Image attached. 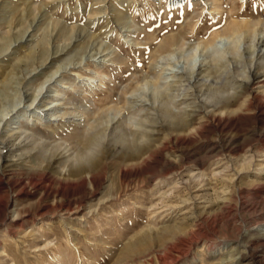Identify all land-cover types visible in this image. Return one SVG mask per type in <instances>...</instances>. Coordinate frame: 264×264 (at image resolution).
Segmentation results:
<instances>
[{
    "label": "rangeland",
    "instance_id": "rangeland-1",
    "mask_svg": "<svg viewBox=\"0 0 264 264\" xmlns=\"http://www.w3.org/2000/svg\"><path fill=\"white\" fill-rule=\"evenodd\" d=\"M94 6L100 7L102 13L93 12ZM82 7L93 13L81 16ZM111 14L116 15L112 17ZM37 25L42 26L39 29L42 31ZM71 25H75L73 44L52 53L55 57L48 62L52 66L50 70L58 64L62 69L66 65L72 67L74 63L85 67L83 61H79L80 57L91 54L86 63L91 72H80L91 76L94 72L100 73L96 79L100 80L97 84L101 87L95 85L93 90L98 93L93 95L92 88H87L82 82L71 85L74 81L70 83L65 78L64 94L56 100H46V105L41 107L48 109L57 104L60 110L65 107L73 109L78 113L70 117L81 121L94 113L99 105L105 106L101 112L95 113L92 121H98L100 128L110 116L108 109L111 110L115 134L122 126L127 139L124 144L106 139L100 148L91 152L92 157L86 164L91 170L86 173L84 183L69 173L70 169L78 167L81 156L87 151L84 150L87 143L79 123V127L77 124L61 127L60 116L57 121L36 119L35 122V118L31 121L25 117L29 111L19 116V121L15 118L20 111L18 109L32 98L19 103L14 92V80H21V89L38 81L34 79L27 83L30 74L36 70L26 73L24 67H40L37 58L32 61L30 49L42 36H50L55 45L63 44ZM237 25L241 29L264 28V0H0V95H3L0 96V117L5 111L6 119L14 116L6 127L7 133L18 131L16 138L10 140L12 143L9 141L6 145L13 151L12 156L5 161L0 159V264H264V86L253 83L249 92L241 91L230 96L232 105L229 108L234 112L228 114L229 117L221 110L214 114L205 113L204 105L200 106L199 113L192 115L195 119L190 117L189 120L186 115L176 117L174 123L185 125L179 131L155 126L152 118L157 115L155 120H160L159 113L154 114L146 105L142 109L143 101L135 91L137 85L144 81L142 79L152 75L150 65L154 59L175 47L171 44L173 39L185 44H207L215 38L231 39L232 28ZM26 27L31 34L25 39L21 36ZM34 31L36 34L32 37ZM247 34L244 45L249 51L253 40L251 34ZM11 40L13 42L9 44ZM96 54L98 64L91 61ZM248 54L244 51V57L240 59L238 55L228 53L222 60H228V63L224 65L221 61L215 66L217 71L213 65L209 69L211 73L200 81L204 82L206 78L220 89L223 87L220 83L224 82L222 89L230 92L239 90L243 70L250 63ZM256 61L257 67L263 70L264 53ZM191 90L197 93L194 87ZM256 90L258 92L255 93ZM11 93L14 98H11ZM190 96L193 95L182 97L188 102ZM162 97V100L168 99L166 93ZM77 102H82L80 107ZM112 104L121 106L117 108ZM176 105L170 108H176ZM118 116L120 123H116L120 119ZM124 116L128 117L127 120L123 119ZM128 134L130 137L127 138ZM144 144L150 148L148 158L141 156L140 161L131 159L135 151L145 148ZM33 145L35 147L31 148ZM27 148L24 160L20 161L18 153ZM38 148H41L40 152ZM41 154L60 157L46 162ZM42 168L55 175L53 182L39 178ZM59 176L67 178H61L59 183L56 179ZM12 197H16L19 211L18 217L13 218L5 207L6 199ZM67 203L70 207L74 204L75 207L83 206V209L74 216L64 210Z\"/></svg>",
    "mask_w": 264,
    "mask_h": 264
},
{
    "label": "bare ground",
    "instance_id": "bare-ground-1",
    "mask_svg": "<svg viewBox=\"0 0 264 264\" xmlns=\"http://www.w3.org/2000/svg\"><path fill=\"white\" fill-rule=\"evenodd\" d=\"M191 1V0H190ZM206 1V0H205ZM13 2V1H12ZM29 2V1H28ZM118 2V1H117ZM193 2V1H192ZM217 2V0H216ZM73 3V2H72ZM88 3V2H87ZM97 3V2H96ZM103 3V2H102ZM112 3V2H111ZM120 3V2H119ZM118 3V4H119ZM200 3V2H199ZM212 3V2H211ZM13 4V3H11ZM9 4V5H11ZM15 4V2H14ZM25 4V3H23ZM30 4V3H29ZM58 4V3H57ZM68 4V3H67ZM99 4V3H98ZM104 4V3H103ZM215 4V3H214ZM16 5V4H15ZM28 5V4H27ZM36 5V4H35ZM42 5V4H40ZM65 5V4H64ZM84 5V4H83ZM89 5V3H88ZM101 5V3H100ZM99 5V6H100ZM114 5V4H113ZM193 5V4H191ZM201 5V4H200ZM227 6V5H226ZM18 7V6H17ZM16 7V8H17ZM44 7V6H43ZM66 8V6H64ZM69 7V6H68ZM75 7V5H74ZM72 7V8H74ZM84 7V6H83ZM82 7V8H83ZM109 7V6H108ZM111 7V6H110ZM115 7V6H114ZM123 7V6H122ZM192 7V6H191ZM190 7V8H191ZM41 8V7H40ZM45 8V7H44ZM64 8V9H65ZM70 8V7H69ZM77 8V7H76ZM89 8V6H88ZM88 8H83L82 10V15L83 17H85V13H87V16L91 15V13L93 12H101L100 10V7H93L94 11L92 12L91 10H89ZM208 8V7H207ZM217 8V7H215ZM225 8V6H224ZM104 9V8H103ZM112 10V8H110ZM2 10V9H1ZM70 10V9H69ZM117 10V9H116ZM122 10V9H121ZM183 10V9H182ZM201 10V9H200ZM207 10V9H206ZM213 10V9H212ZM41 11V10H40ZM76 11V10H75ZM104 11V10H103ZM13 12V10H12ZM24 12V10H23ZM114 12V10H113ZM129 12V11H128ZM159 12V11H158ZM213 12V11H212ZM5 13V12H4ZM25 13V12H24ZM34 13V12H33ZM76 13V12H75ZM80 13V12H79ZM102 13V12H101ZM100 13V14H101ZM122 13V12H121ZM36 14V13H35ZM38 14V13H37ZM73 14V13H72ZM78 14V13H77ZM89 14V15H88ZM99 14V15H100ZM12 15V13H11ZM48 16V14H46ZM112 15V14H111ZM113 15H116V14H113ZM112 15V17H113ZM22 16V15H21ZM37 16V15H36ZM34 16V17H36ZM46 16V17H47ZM80 16V15H79ZM94 16V14H93ZM106 16V15H105ZM41 17V16H40ZM49 17V16H48ZM92 17V16H91ZM103 17V16H102ZM124 17V16H123ZM25 18V17H24ZM23 18V19H24ZM74 18V17H72ZM119 18V17H118ZM116 18V19H118ZM185 18V16H184ZM3 19V18H2ZM52 19V18H51ZM50 19V21H51ZM81 19V18H80ZM83 19V18H82ZM89 19V17L87 18ZM86 19V20H87ZM115 19V20H116ZM122 19V18H121ZM125 19V18H123ZM210 19V18H209ZM5 20V19H4ZM7 20V19H6ZM5 20V22H6ZM11 20V18L9 19ZM44 20V19H42ZM41 20V21H42ZM62 20V18H61ZM60 20V21H61ZM84 20V21H86ZM112 20V18H111ZM114 20V19H113ZM227 20V19H226ZM239 20V19H238ZM2 21V20H1ZM28 21V20H27ZM30 21V19H29ZM35 21V18L34 20ZM31 21V22H33ZM46 21V20H44ZM88 21V20H87ZM119 21V20H118ZM123 21V20H122ZM9 22V21H8ZM62 22V21H61ZM64 22V21H63ZM62 22V23H63ZM79 22V21H78ZM125 22V21H123ZM122 22V23H123ZM3 23V22H1ZM37 23V22H36ZM41 23V22H40ZM50 24V22H48ZM55 24V22H53ZM52 23V24H53ZM76 23V22H75ZM84 23V22H83ZM91 23V22H90ZM121 23V22H120ZM127 23V22H126ZM237 23V22H236ZM235 23V24H236ZM6 24V23H4ZM9 24H12V23H9ZM50 24V25H52ZM66 24V23H65ZM74 24V23H73ZM86 24V23H84ZM125 24V23H124ZM228 24V23H227ZM242 24V23H241ZM70 25V24H69ZM68 25V26H69ZM91 25V24H90ZM135 25V24H134ZM10 26V25H9ZM33 26V25H32ZM38 26V25H37ZM40 26V27H39ZM38 26V30L40 28H42L41 25ZM48 26V25H47ZM67 26V25H66ZM75 25H71V27L69 28L70 29V32L68 35H64L65 36V39L66 41L64 42V40H62L64 43L61 44V45H55L53 42H52V39H50V36H48L49 38H42L40 40H38L34 46L30 49V52L32 51V61L34 59H38L39 62H40V67L38 68V66H35L33 65L31 68H28V66L24 67L25 68V71L26 73H31V71L33 70H36L35 72H33V74H30L31 78L30 79H26L27 80V83H31L34 79H38V81L34 84V82L32 84H30L29 86H26L25 89H21L19 87V84L21 82L20 79H17V80H14V82H16L15 86L13 85V87H15V94L18 96L17 98H19V103L22 102V101H27L29 100L30 98L31 101L27 104H24V107L22 109H18L20 110L18 114L15 115V118H16V121L21 118L19 116H24V113H26L27 111H29L28 115H26L25 117L28 119V120H31L32 121V118H35V122L37 121H52L54 119H56L57 121V118L58 116L62 117V119L60 120L61 121V124L60 126L61 127H68L70 124H77L79 123V125H81V131L83 133V138H85V142L87 143L86 145V148H84V150H87L85 151V153L81 156V162L80 164L78 163V167L76 168H72L69 170V173L71 175H73L74 177L76 178H80L83 183L85 182V177L88 175H86V173H88L91 168L88 167L86 164L88 163L87 159H89V157L92 155V151L94 150H97L98 148L101 147V145H103L102 143L105 142L106 139H109V140H117V141H120L121 143L120 144H124L127 142V139L126 137L123 135L124 133V128L121 126L119 127L120 128V132L118 134H115L117 133L116 130H114L115 126L112 125V118L114 115H111L109 109H108V112H109V115L105 121V124H103L100 128H99V122L98 121H95L93 122L92 121V118H94V115L95 113H99L101 112L105 106H102V105H99L97 108H96V111L94 113H92L91 115H86L85 118H83L81 121L78 119L76 121L75 120V117H70V115H74L76 114L75 111H73V109H69L67 107H65L64 109H61L60 110V107L59 105L57 104H54L50 107H48V109H45V108H42L43 105H46L45 104V101L50 99V100H56V98H58L60 95H63V81L65 80V78H68L67 80L70 81V83H72V80L74 81L73 84L71 85H78L80 84L81 82L83 84H85L87 86V88H92V94H97L98 92H96L94 89L95 85H100V84H97V81L99 82L100 80L96 79V77L100 76V73L98 72H94L95 74L94 75H88L89 70H91L90 68L86 67V63L88 62V57L91 56V54L88 56L87 53L86 54H83L81 57H80V62L83 61V64L85 65V67L83 65H76L75 66V63H74V66L72 67H69L68 65L64 66V69H62V66L60 64H58L56 66V68L54 70H50V68H52V66L50 64H48L49 61L52 62V58H54L55 56H52V53H57V51H60L62 49H65V47L69 46L71 43L73 44V41L72 40V37L76 36L73 34V30L75 29L74 28ZM124 26V25H123ZM181 26V25H180ZM243 26V25H242ZM1 27V26H0ZM3 27V26H2ZM35 27V26H34ZM51 27V26H50ZM55 27V26H53ZM137 27V26H136ZM240 25H237L235 27L232 28V31H233V34L231 36V39H226L225 38H218V39H214L213 41L209 40V42L206 43H203V42H198L196 44H191V42L189 44H185L184 42L180 43V40L178 39H173L171 44H173V46L175 45L174 48L172 49H169L168 51H166L164 54H161L159 55L158 57H156L154 59V61L151 63L150 65V70H152V75L149 76V77H146V79H142L144 77H141L142 81L143 82H140L137 87L135 88V91H136V95L140 97V100H142L143 102H141L142 104V109H143V106L146 105L149 109H152L153 110V113L155 114L156 112L159 113L158 114V117H161L160 120H155V118H157V115L154 116L152 119L154 120V125L156 126H159V127H163V126H166L167 129L171 130V131H179V130H182L185 128V125L183 124H180V123H174V119L176 117H179L182 116L184 117V115H186L188 117V119L191 117L192 119H195L192 117V115L194 116V114H196L197 112L199 113L200 111V106L204 105L205 107V110L204 112L205 113H209V112H212V114L216 113L217 111L221 110L222 112L226 113L225 115L229 117V115L233 112L234 110H231L229 108L230 105H232V102L230 101V96H233L235 94H238V93H241V91H248L250 90L251 86H253L252 84L253 83H257L258 85L257 86H264V69L260 70L258 67H257V61L256 59L260 58V56L263 55L264 53V47L260 48L261 45L264 44V28H259L257 26L255 27H252V28H249L247 27L246 29H241L239 28ZM264 27V26H262ZM29 27H26L22 33V36L23 38H25L27 35H30L31 32L30 30L28 29ZM43 28H45L43 26ZM139 28V27H138ZM2 29V28H1ZM4 29V28H3ZM6 29V28H5ZM10 30V28H8ZM46 29V28H45ZM48 30H50L49 28H47ZM101 29V28H100ZM103 29V28H102ZM101 29V30H102ZM8 30V31H9ZM36 30V29H35ZM37 30V31H38ZM53 30V29H52ZM108 30V29H107ZM106 30V32H107ZM133 30V28H132ZM153 30V29H152ZM227 30V29H226ZM225 30V31H226ZM15 31V30H14ZM39 31H42V30H39ZM44 31V30H43ZM47 31V30H46ZM135 31V28L134 30ZM35 32V31H34ZM49 31H47L46 34H48ZM66 32V31H65ZM100 32V31H99ZM105 32V31H104ZM4 33H6L4 31ZM40 33V32H39ZM251 34V37H252V46H251V49L248 51V46L244 45L245 42V35L246 34ZM1 34V33H0ZM36 34L33 33V36L32 37H35L34 35ZM43 34V33H42ZM127 34V33H126ZM134 34V33H133ZM136 34V33H135ZM177 34V33H175ZM179 34V33H178ZM177 34V35H178ZM181 34V33H180ZM179 34V35H180ZM247 34V35H248ZM74 35V36H73ZM218 36V35H217ZM223 36V35H222ZM41 37V36H40ZM162 37V36H161ZM202 37V36H201ZM216 37V36H215ZM219 37V36H218ZM249 37V36H248ZM247 37V39H248ZM249 37V39L251 38ZM26 39V38H25ZM24 39V40H25ZM31 39V38H29ZM38 39V38H37ZM208 39V38H207ZM77 40V39H76ZM160 40V39H159ZM251 40V39H250ZM184 41V39H183ZM13 41L11 40L9 44H11ZM31 42V41H30ZM40 42V43H39ZM152 42V41H151ZM248 42V41H247ZM246 42V44H247ZM98 43V42H97ZM108 43V42H107ZM188 43V42H187ZM195 43V42H194ZM16 44V43H15ZM71 44V45H72ZM109 44V43H108ZM40 45V46H39ZM9 46V45H8ZM14 46V45H13ZM35 46H38L39 48L36 49ZM100 46L99 45V49H100ZM172 46V45H171ZM2 47V45L0 46ZM98 47V45H97ZM111 47V46H110ZM4 49V48H3ZM11 49V48H10ZM104 49V48H103ZM106 50H109V49H105ZM69 51V49H68ZM96 51V50H94ZM244 51H247V53L249 52V56L250 57V63H248L249 65L246 66L247 68L243 70V77H241V84L239 85V90H236L235 87H232L233 89H235L236 91H227L225 89H222L224 87V82L223 84L220 83V86L223 85V87L220 89L218 88L216 85H213L212 82H209L206 78L203 82L200 81V79H202L203 77H206L208 76V73L210 72L209 69H211V67L214 65V67L216 65H218L222 60L226 59V55L229 53L230 55H238L240 57V59H242V57H244ZM261 51V52H260ZM263 51V52H262ZM107 52V51H106ZM111 52V51H110ZM37 53V54H36ZM108 53V52H107ZM113 53V52H111ZM110 53V54H111ZM153 53V52H152ZM246 53V52H245ZM24 54V53H23ZM28 54H26L27 56ZM148 55V54H147ZM75 56V55H74ZM93 56V55H92ZM96 57L93 59H91L92 63L94 62L95 64H98V60H96L97 58V54L95 55ZM246 56V55H245ZM72 57V56H71ZM107 57V56H105ZM154 57V56H152ZM228 57V56H227ZM247 57V56H246ZM92 58V57H91ZM102 58V57H101ZM104 58V56H103ZM263 58V57H262ZM58 59V58H57ZM230 59H232L230 57ZM246 59V58H245ZM249 59V58H248ZM78 60V59H77ZM90 60V59H89ZM103 60V59H102ZM114 60V59H113ZM146 60V59H145ZM234 60V58H233ZM70 61H73L72 59ZM148 61V60H147ZM228 60H225V61H222L223 63H225L224 65H226V62ZM232 61V60H231ZM243 61V60H242ZM37 61H35L36 63ZM115 62V61H113ZM112 62V63H113ZM235 62V60H234ZM233 62V63H234ZM241 62V60H240ZM246 62V61H245ZM249 62V61H248ZM34 63V62H33ZM31 63V65L33 64ZM60 63V62H59ZM70 62H68L69 64ZM78 63V61H77ZM237 63V62H236ZM235 63V64H236ZM230 64V63H229ZM228 64V65H229ZM239 64V63H238ZM242 64V63H241ZM29 64V66H31ZM106 65V64H105ZM147 65V64H145ZM68 66V68H67ZM97 66V65H96ZM94 66V67H96ZM221 66H223V64L221 63ZM102 68V67H101ZM106 68V67H105ZM217 67H215L216 69ZM226 68V67H224ZM238 68V67H237ZM48 69V70H47ZM108 69V68H107ZM236 69V68H235ZM81 70H84L86 72H88L87 74H82L80 71ZM98 70V69H97ZM149 70V71H150ZM214 70V69H213ZM226 71V69H224ZM233 71H235L234 69H232ZM83 71V72H84ZM102 71V70H101ZM106 71V70H105ZM212 71V70H211ZM215 71V70H214ZM217 71V69H216ZM228 71V69H227ZM226 71V72H227ZM229 72V71H228ZM58 73V74H57ZM68 73V74H66ZM144 73V72H143ZM211 73V72H210ZM57 74V75H56ZM91 74V73H90ZM106 74V73H105ZM134 74V73H133ZM241 74V73H240ZM17 75V74H16ZM67 75V76H65ZM101 75H104V73L102 72ZM131 75V73H130ZM214 75V73H213ZM13 76V75H12ZM15 76V75H14ZM25 76V75H24ZM72 76V77H71ZM108 76V75H107ZM138 76V78L140 77L139 75H136V77ZM148 76V74H147ZM221 76V75H220ZM226 75H224L225 77ZM214 77L216 78V76L214 75ZM224 77H220V78H224ZM240 77V76H239ZM238 77V78H239ZM103 78V77H101ZM212 78V77H210ZM228 78V77H227ZM234 78V77H232ZM10 79V78H9ZM109 79V78H108ZM137 79V78H136ZM230 79V78H229ZM86 80V81H85ZM104 80V79H102ZM230 80H233V79H230ZM13 80H11L12 82ZM36 81V80H35ZM85 81V82H84ZM13 82V83H14ZM104 82V81H103ZM102 82V83H103ZM111 82V81H110ZM109 82V83H110ZM235 82V81H234ZM24 83V82H23ZM232 83V82H231ZM237 83V82H236ZM9 84V82H8ZM12 84V83H11ZM9 84V85H11ZM27 84V85H28ZM226 84V83H225ZM229 84V82H228ZM7 85V84H6ZM8 85V86H9ZM25 85V84H24ZM23 85V86H24ZM32 85V86H31ZM70 84H68L67 86H70ZM111 85V84H110ZM120 85V84H119ZM219 86V84H217ZM232 85V84H231ZM34 86V87H33ZM66 86V85H65ZM105 86V85H104ZM122 86V85H121ZM125 86V85H124ZM12 87V86H11ZM75 87V86H74ZM98 87V86H96ZM101 87V85H100ZM109 87V86H107ZM118 87V86H117ZM194 87L195 90L197 91V93L193 92L191 90V88ZM10 88V87H9ZM9 88H6L9 90ZM68 88V87H67ZM77 88V87H76ZM82 88V87H81ZM121 88V87H120ZM228 88V86H227ZM5 89V90H6ZM74 89V88H73ZM104 90V87L102 88ZM101 89V90H102ZM115 89V88H114ZM125 89V88H124ZM187 89H189L191 92H188ZM259 89V88H258ZM72 90V89H71ZM75 90V89H74ZM85 90V89H84ZM110 90V89H109ZM122 90H123V87H122ZM128 90V89H126ZM130 90V89H129ZM175 90H179V92H176ZM105 91V90H104ZM116 91V90H115ZM132 91V90H131ZM186 91V92H185ZM11 92V91H10ZM9 92V93H10ZM258 92L257 90L255 91V93ZM63 93V94H62ZM101 93V92H100ZM115 93V92H114ZM132 93V92H131ZM163 93H166V97H168L169 99V102H167V98H164L166 99L165 100H162L163 99ZM247 93V92H246ZM253 92V94H255ZM263 93V92H262ZM0 94H2L0 92ZM8 94V93H7ZM12 94V93H11ZM86 94V93H85ZM83 94V95H85ZM88 94V93H87ZM102 94V93H101ZM135 94V93H134ZM193 95L190 100L187 102H185L186 99H184L182 96H188V95ZM245 94V93H244ZM92 95V96H93ZM104 95V94H103ZM202 95V96H200ZM247 96L245 97H248L249 94H246ZM251 95V94H250ZM0 96H3V95H0ZM13 96V94H12ZM69 96V95H68ZM86 96V95H85ZM88 96V95H87ZM91 96V97H92ZM96 96V95H95ZM114 96V95H112ZM127 96V95H126ZM133 96V95H132ZM178 96H181L180 98ZM16 97V96H15ZM135 97V96H134ZM133 97V98H134ZM256 97V94L254 95V98ZM11 98H14L11 97ZM61 98V97H60ZM67 98V97H66ZM66 98H63V101L66 102L64 99ZM94 98V96H93ZM119 98V97H118ZM127 98V97H126ZM186 98V97H185ZM188 98V97H187ZM232 98V97H231ZM250 98V97H249ZM135 99V98H134ZM256 99V98H255ZM62 100V99H60ZM90 100V99H88ZM127 100H130V99H127ZM133 100V99H132ZM235 100V99H234ZM14 101V100H13ZM131 101V100H130ZM147 101V102H146ZM244 101V99H243ZM250 101V100H249ZM5 102V101H4ZM10 101H8L9 103ZM71 102V101H70ZM118 102V101H117ZM7 103V102H5ZM73 103V102H72ZM75 103V101H74ZM78 103V102H77ZM82 103V102H80ZM78 103V105L80 104ZM175 103L179 104L176 105ZM182 103H184L185 105H181ZM190 103V104H189ZM234 103V102H233ZM260 103V102H259ZM258 103V105H259ZM32 104H34L32 106ZM67 104V103H66ZM118 104V103H117ZM176 105V108L175 107H171L173 108V110L170 108L171 105ZM11 105V104H10ZM14 105V104H13ZM16 105V104H15ZM14 105V106H15ZM22 105V104H21ZM51 105V104H50ZM61 105V103H60ZM74 105V104H73ZM72 105V106H73ZM112 105H115V104H112ZM16 106H20V105H16ZM42 106V107H41ZM84 106V105H83ZM96 106V105H95ZM117 106V108L121 105H115ZM135 106V105H134ZM139 107V105H137ZM136 106V109H138ZM144 106V107H146ZM186 106L188 107V109L186 108ZM190 106L192 109H190ZM207 106L209 107V109H207ZM262 106V105H261ZM17 107V108H18ZM21 107V106H20ZM71 107V106H70ZM80 107V105H79ZM82 107V106H81ZM90 107V106H89ZM125 107V106H124ZM130 107V106H129ZM203 107V108H204ZM264 107V106H263ZM11 108V107H10ZM14 108V107H13ZM12 108V109H13ZM86 108V106H85ZM91 108V107H90ZM131 108V107H130ZM174 108L176 110H174ZM202 108V107H201ZM202 108V109H203ZM258 108V107H257ZM262 108V107H261ZM77 109V108H75ZM74 109V110H75ZM79 109V108H78ZM81 109V108H80ZM115 109V108H114ZM124 109V108H123ZM135 109V108H134ZM141 109V108H140ZM148 109V110H149ZM2 110V109H1ZM86 110V109H85ZM92 110V108H91ZM94 110V109H93ZM92 110V112H93ZM81 111V110H80ZM117 111V110H116ZM121 111V110H119ZM132 111V110H130ZM74 112V113H73ZM112 112V111H111ZM9 113V111H8ZM13 113V111H12ZM78 113V112H77ZM115 113V112H114ZM117 113V112H116ZM131 113V112H130ZM151 113V112H150ZM151 113V114H153ZM201 113V112H200ZM263 113V112H262ZM113 114V113H112ZM126 114V113H125ZM221 114V112H220ZM229 114V115H228ZM71 115V116H72ZM79 115V114H78ZM124 115V113H123ZM7 111H5L2 116L0 117V159L5 161V160H8L11 155V153L13 152L10 148H7V143L11 140V139H15L16 136H17V132L15 129L14 132H11V133H7V129L6 127L10 124V122H12V118H14V116L10 119H6L7 117ZM9 116V115H8ZM133 116V115H132ZM198 116V115H196ZM205 116V115H203ZM212 116V115H211ZM218 117H221L219 115H217ZM116 117V116H115ZM199 117V116H198ZM216 117V116H215ZM227 117V118H228ZM25 118V119H26ZM104 118V117H103ZM118 118H120V116H118ZM116 118V119H118ZM128 118V117H127ZM127 118H124L123 119H126ZM226 118V117H225ZM6 119V121H5ZM37 119V121H36ZM115 119V118H114ZM159 119V118H158ZM185 119V118H184ZM120 119H118V121L116 123H120ZM140 120V119H139ZM190 120V119H189ZM220 120V118H219ZM34 121V120H33ZM130 121V120H129ZM148 121V120H147ZM228 121V120H227ZM230 121V120H229ZM15 122V121H14ZM76 122V123H75ZM102 122V121H101ZM127 121H125L126 123ZM133 122V120H132ZM146 123V121H143ZM182 122V121H180ZM57 123V122H56ZM60 123V122H59ZM123 123V121H122ZM142 123V122H141ZM218 123V122H217ZM23 124V123H22ZM114 124V123H113ZM137 124V123H136ZM220 124V123H219ZM13 125V124H12ZM125 125V124H124ZM135 125V124H133ZM194 124H192V127H193ZM229 125V124H228ZM14 126V125H13ZM58 126V125H57ZM78 126V124H77ZM148 126V125H147ZM152 126V125H151ZM149 126V127H151ZM187 126V125H186ZM195 126V125H194ZM222 126V125H221ZM225 126V125H224ZM12 127V126H11ZM10 127V128H11ZM16 127V126H15ZM79 127V126H78ZM128 127V126H127ZM135 127V126H133ZM138 127H141V126H138ZM197 127V126H196ZM146 128V127H145ZM25 129V128H24ZM68 129V128H67ZM75 129V128H74ZM133 130V128H131ZM136 130V128H134ZM193 129V128H192ZM197 129V128H195ZM21 130V129H20ZM128 130V129H127ZM194 130V129H193ZM25 131V130H24ZM143 131V130H141ZM66 132V131H65ZM69 132V131H68ZM132 132V131H131ZM145 132V131H144ZM143 132V134H144ZM194 132V131H193ZM139 133H140V130H139ZM142 133V132H141ZM24 134V132H23ZM27 133L25 132V135ZM34 134V133H33ZM115 134V135H113ZM150 134V133H149ZM148 134V136H149ZM24 135V136H25ZM81 135V134H80ZM138 135V134H137ZM146 135V134H145ZM181 135V134H180ZM23 136V135H21ZM29 136V134H28ZM170 136V135H169ZM177 136V135H175ZM130 137L129 134L127 136V138ZM139 137V136H138ZM141 137H143L141 135ZM18 138V137H17ZM27 138V137H26ZM33 139V138H31ZM35 139V138H34ZM130 139V138H129ZM141 139H144V138H141ZM150 139V138H149ZM137 140V139H136ZM148 140V139H147ZM19 141V140H18ZM32 141V140H31ZM37 141V140H36ZM112 141V142H113ZM143 141V140H141ZM162 141V140H161ZM11 142V141H10ZM9 142V143H10ZM17 142V141H16ZM38 142V141H37ZM36 142V143H37ZM115 143H118L116 141H114ZM133 142V141H132ZM12 143V142H11ZM134 143V142H133ZM144 143V142H143ZM71 144V143H70ZM111 144V143H109ZM131 144V143H130ZM141 144V143H140ZM36 145V144H35ZM47 145V144H46ZM135 145V144H134ZM143 145V144H142ZM145 145V148H143V150H140V151H135L136 153L131 156V159H138L140 161V158L141 156H145L148 158V153H149V150L150 148L148 147V144H144ZM43 146V145H42ZM78 146V145H77ZM120 146V145H119ZM24 147V146H23ZM35 146L33 145L31 148H34ZM39 147V145H38ZM47 147V146H45ZM44 147V149H46ZM129 147H132L129 146ZM147 147V148H146ZM14 147H12L13 149ZM104 148V147H103ZM114 148V146H113ZM118 148V147H117ZM137 148V147H136ZM25 149V148H24ZM41 148H38L37 151L40 152ZM48 149V148H47ZM80 149V148H79ZM116 149V148H114ZM21 150V149H20ZM29 149L27 148V150H23L21 152L18 153V159H21L20 161L24 160V153H26ZM35 150V149H34ZM43 150V149H42ZM61 151V150H60ZM120 151V150H119ZM118 151V152H119ZM126 151V149H125ZM61 153V152H60ZM71 153V151H70ZM73 153V152H72ZM71 153V154H72ZM15 154V153H14ZM32 154V153H31ZM38 154V152H37ZM40 154V153H39ZM94 154V152H93ZM113 154V152H112ZM43 155L44 159L43 160H46V162H50V160H53L54 158H59L60 156H57L56 155H49L47 157H45V154H41ZM60 155V154H59ZM33 156V154H32ZM63 156V155H62ZM65 156V155H64ZM70 156V155H69ZM126 156V155H125ZM155 156V154H154ZM34 157V156H33ZM92 157V156H91ZM67 158V157H66ZM72 158V157H71ZM75 158V157H74ZM80 158V157H79ZM13 159V158H12ZM17 159V160H18ZM65 159V158H64ZM91 159V158H90ZM89 159V160H90ZM0 160V161H1ZM15 160V161H17ZM42 160V161H43ZM75 160V159H74ZM41 161V162H42ZM77 161V159L75 160ZM98 161V160H97ZM41 166L43 163H41ZM94 162H96V160H94ZM2 163V162H1ZM24 163V162H23ZM26 163V162H25ZM144 163L146 164V160H144ZM2 165V164H1ZM6 165V164H5ZM73 166V165H72ZM2 167V166H1ZM35 169H36V166H33ZM74 167V166H73ZM39 168V167H37ZM67 169V168H66ZM1 170V169H0ZM3 170V169H2ZM68 170V169H67ZM63 172V171H62ZM61 172V173H62ZM69 173L67 171L66 174H68L67 177H69ZM44 178L45 180L47 181H50V182H53L54 181V177L55 175L49 173L48 171L44 170L42 168V172L39 173V178ZM66 176H59L58 178H56L58 180V182L60 183L61 182V178H67ZM90 177V176H88ZM93 177V176H92ZM71 178V177H70ZM90 181H92L91 177L89 178ZM70 180V179H69ZM88 180V179H87ZM95 181V180H94ZM58 183V184H59ZM42 184V183H41ZM47 184V183H46ZM35 188V187H34ZM38 188V187H36ZM21 190V189H20ZM56 190V189H55ZM37 191V190H36ZM16 192V191H15ZM28 192V191H27ZM13 193V192H12ZM82 194V193H81ZM11 195V194H10ZM15 195V193H14ZM54 195V194H53ZM79 196V195H78ZM69 200V199H68ZM74 200V199H73ZM56 204V203H55ZM84 204V203H83ZM76 205V204H74ZM73 205V206H74ZM64 210L66 212H71V214H74V216L79 213L83 208V206L81 207H78V205L75 207H70L69 204L67 203V205H64ZM5 207L7 208V213L9 214L10 217H18V214H19V211H18V208L17 207V199L16 197H12L11 199L7 198L6 199V205ZM20 208V206H19ZM56 208V207H55ZM146 208V206H145ZM47 209V208H46ZM59 209V208H58ZM62 209V208H61ZM91 209V208H90ZM147 209V208H146ZM85 211V210H84ZM82 211V212H84ZM89 212V211H88ZM94 212V211H93ZM6 213V214H7ZM67 213V214H68ZM85 213V212H84ZM78 215V214H77ZM70 216V215H69ZM73 216V215H72ZM81 216H83L81 214ZM87 216V215H86ZM73 218V217H72ZM9 219V218H8ZM20 219V218H19ZM11 221V220H10Z\"/></svg>",
    "mask_w": 264,
    "mask_h": 264
}]
</instances>
